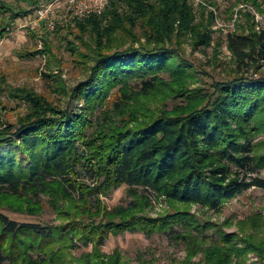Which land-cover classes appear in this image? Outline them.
<instances>
[{
  "label": "trees",
  "instance_id": "obj_1",
  "mask_svg": "<svg viewBox=\"0 0 264 264\" xmlns=\"http://www.w3.org/2000/svg\"><path fill=\"white\" fill-rule=\"evenodd\" d=\"M188 2L111 0L102 14L74 18L76 29L69 27L66 36L75 37L71 49L79 62L92 61L86 77L65 90L77 101L74 108L54 105L34 90L13 91L31 111L16 123L0 115V196L29 199L30 210L14 209L37 213L45 194L68 220L22 222L0 210V264H122L119 251L110 255L101 247L109 235L126 231L183 241L187 264H248L250 252L264 260V240L227 233L189 207L221 209L250 188H264V153L258 152L264 142V74L189 87L201 79L173 41L188 29L196 42L211 36L194 25ZM30 13L0 0L7 24L0 38L11 21ZM248 27L227 34L239 71L264 60V30ZM153 96L179 103L153 108ZM121 185L135 198L108 209L102 196ZM158 195L173 211L144 213L149 196ZM102 211L108 218L96 219ZM91 243L94 252L67 260V250Z\"/></svg>",
  "mask_w": 264,
  "mask_h": 264
},
{
  "label": "rangeland",
  "instance_id": "obj_2",
  "mask_svg": "<svg viewBox=\"0 0 264 264\" xmlns=\"http://www.w3.org/2000/svg\"><path fill=\"white\" fill-rule=\"evenodd\" d=\"M5 1L13 3L15 7L32 10L33 13L11 21L10 31L0 38V115L4 121L16 123L21 117H26L30 113V104L13 93L16 89L34 90L54 102V105L74 108L77 101L68 96L65 90L69 91L86 77L88 65L92 62L90 60L88 63L79 62L77 54L71 49L73 45L69 43L74 40L70 39L75 38L74 35L72 34L70 38L66 37L69 34V27L76 29L73 25L74 17L63 6L57 8L59 16L55 19V27H53L50 24V16L41 17L38 11L39 7L49 0L38 4L30 0ZM188 3L193 10L194 25L197 24L205 32L208 31L211 36L205 43L196 42L191 29H188L187 33L179 35L178 39L173 41L182 55L194 65V69L198 72L197 77L201 79L197 83L190 84L189 87L210 86L218 80L235 75L264 74V60L255 62L252 68L244 67L239 71L236 58L228 47L227 35L233 32H247L249 24H254L256 30H264V0H189ZM48 13L52 14V11L49 10ZM3 19L0 16V29L7 25L6 21L2 24ZM75 44L80 51L86 50L81 42ZM149 102L153 108L161 104L169 109L179 103L172 97L166 101L156 97ZM259 138L264 139V135ZM258 152L264 153L263 141L259 144ZM261 175L264 176V168ZM128 191L127 185L115 187L113 191L102 196L103 205L108 209L117 205H130L135 196L129 195ZM41 198L39 207L35 209L37 213H29L14 209L19 207L30 210L34 204L29 199L20 200L1 195L0 210L22 222L59 225L60 222L68 220L52 205L49 196L44 194ZM68 205H72V202H67L66 206ZM62 207H65V200ZM189 207L201 221L208 220L218 224L227 233L251 236L258 244L264 240V188L262 187H253L244 191V194L231 199L221 209L213 210L198 204H191ZM170 210L173 211V207L167 198L159 195L149 196V203L144 213L146 211L150 216L157 217L160 213ZM104 214L102 211L95 218L98 220L108 218ZM78 217L84 216L80 213ZM208 234L211 238L217 237L214 229L208 230ZM106 239L101 251L110 255L119 251L123 257L122 264H187L186 243L163 233L147 235L141 231H126L117 235L111 234ZM240 246L243 247L241 243ZM94 249V243H91L88 246L69 249L65 255L68 256L69 261L82 258L84 253H92ZM202 255L200 253L194 257V260ZM246 258L248 264H264V260L259 261L258 255L254 252L248 253ZM77 263L78 259L74 260L73 264Z\"/></svg>",
  "mask_w": 264,
  "mask_h": 264
},
{
  "label": "built area",
  "instance_id": "obj_3",
  "mask_svg": "<svg viewBox=\"0 0 264 264\" xmlns=\"http://www.w3.org/2000/svg\"><path fill=\"white\" fill-rule=\"evenodd\" d=\"M111 0H49L42 4L38 11L41 17L51 19L50 24L55 27V19L59 16L57 8L64 7L74 18H85L94 14H102L106 11ZM49 10L52 14L48 13Z\"/></svg>",
  "mask_w": 264,
  "mask_h": 264
}]
</instances>
